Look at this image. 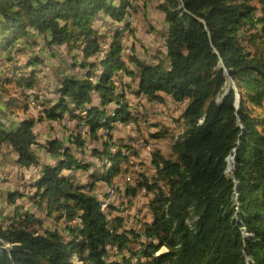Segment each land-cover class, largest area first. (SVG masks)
<instances>
[{
    "label": "trees",
    "instance_id": "obj_1",
    "mask_svg": "<svg viewBox=\"0 0 264 264\" xmlns=\"http://www.w3.org/2000/svg\"><path fill=\"white\" fill-rule=\"evenodd\" d=\"M141 1L0 0L2 114L23 116L0 120V149L34 171L30 193L10 190L12 212L0 209V264H264V0H157L148 58L127 44ZM40 45L71 55L53 89ZM168 101L175 137L155 121ZM44 121L71 123L68 136L41 141ZM119 121L133 136H114ZM151 141L162 146L145 158ZM111 186L126 210H102L95 191Z\"/></svg>",
    "mask_w": 264,
    "mask_h": 264
},
{
    "label": "rangeland",
    "instance_id": "obj_2",
    "mask_svg": "<svg viewBox=\"0 0 264 264\" xmlns=\"http://www.w3.org/2000/svg\"><path fill=\"white\" fill-rule=\"evenodd\" d=\"M141 1V0H140ZM142 0L139 2V4H143L145 7L144 8V15L143 11L138 15L139 21H138V29L137 33L129 35V38L127 39V44L129 45V51L132 52V46L135 47L136 52L141 56L148 58L151 56V54L160 46L161 44V35H162V30L164 29V13L160 11V9L157 7V0ZM142 14V15H141ZM103 20L99 21L96 23L97 26L100 28L104 27V29L108 30L111 28L112 23V18L107 17L106 15H102ZM101 28V29H102ZM147 33L150 34V36H147ZM43 50V53L46 55V72L47 77L43 78V84L44 86H48L49 88H54L57 85L58 78L63 75V73L68 72L69 70L72 69V59L71 55L67 50V47L65 46H57V47H46L40 45L37 47V50ZM48 68V69H47ZM133 104V103H132ZM134 106V105H133ZM169 107L166 110H163L162 108H157V115L155 118V121L160 122L161 124L165 123L169 126H173L172 130L174 131V137L176 136L177 131L179 127H176V124H179L178 121L176 120V116L180 115V110L179 107L177 106H170V102L168 101L165 104V107ZM4 107V109H3ZM5 111V106L4 103H0V120L2 122H9L12 125H14L9 119H7V115L2 114ZM165 111V112H164ZM19 117L16 119V122L20 120L23 116H16ZM13 118V117H12ZM175 118V120H174ZM165 121H169L171 124L166 123ZM17 124V123H16ZM40 126L42 127L41 130L37 133L42 140L48 139L51 135L48 131L50 129L53 131L54 128H51L50 125H44L42 122L39 123ZM164 125V124H163ZM50 126V127H49ZM61 126V125H58ZM57 126V127H58ZM70 125H67V127H64L63 125L61 126L62 128H56V133L60 137L66 136L65 134L67 133L65 129H69ZM175 126V127H174ZM134 128V126H133ZM72 129V126H71ZM116 132L115 136H124V135H132L133 133L128 132V128L123 126H116ZM37 132V128H36ZM135 134L137 133L136 130H134ZM68 136V134H67ZM174 137L168 136L165 138V142L167 145V149L165 152L170 151L169 149L171 148V144L174 141ZM66 138V137H62ZM152 142V141H151ZM154 142V141H153ZM158 145H162L161 141L156 142ZM153 144H152V149H153ZM145 153V158L149 156L150 152L147 150L143 151ZM40 157L44 161H52L54 160V157L50 155L46 150L41 149L38 151ZM147 155V156H146ZM15 157L12 151L9 150L8 147H4L0 149V209H4L5 213L9 214L12 212L13 207L11 204L8 202L7 197H8V192L12 190V188H17L25 191L26 193L29 192V181L30 179L34 176L33 172L31 170L23 169L20 166L17 165L15 162ZM106 163V160H105ZM105 163L100 160L98 157H95V162L93 163L94 169L102 168L103 166L105 167ZM154 169V165L149 166L148 170L152 171ZM86 178V177H83ZM143 204V201H141ZM23 204L27 208L32 209L33 205L31 202H29L26 199H23ZM46 228H52V224L50 220H47L45 223ZM166 250V249H165ZM163 249V251H165Z\"/></svg>",
    "mask_w": 264,
    "mask_h": 264
},
{
    "label": "bare ground",
    "instance_id": "obj_3",
    "mask_svg": "<svg viewBox=\"0 0 264 264\" xmlns=\"http://www.w3.org/2000/svg\"><path fill=\"white\" fill-rule=\"evenodd\" d=\"M131 20H135V24H136V22H137V19L136 18H134V19L131 18ZM126 80H127V77L124 76L123 77V83H125ZM33 105H36V102H33ZM116 125L117 126H123L124 123L121 122V121H119ZM107 138H109V137L107 136ZM111 149L114 151L115 150V146L113 145L111 147ZM90 159H91V162H95V160H94L95 158L93 156H91ZM106 164H107V167L110 168L113 165V162L110 161L109 159H107L106 160ZM152 165H154V164H152ZM153 170H155V166H154V169ZM95 194L97 195V192L96 191H95ZM102 201H103V203H102V210L105 211V212H107L109 210V206L111 204H114V203H115V205L120 206L122 209H125L126 210V205L125 204H122V200H121V198H120V196H119V194L117 192L116 186H111V187H109L107 189L106 200H102ZM163 249L165 250V248H163Z\"/></svg>",
    "mask_w": 264,
    "mask_h": 264
},
{
    "label": "crops",
    "instance_id": "obj_4",
    "mask_svg": "<svg viewBox=\"0 0 264 264\" xmlns=\"http://www.w3.org/2000/svg\"><path fill=\"white\" fill-rule=\"evenodd\" d=\"M102 15H106V14H102ZM101 15V16H102ZM108 18L110 17L109 15H106ZM103 19V18H102ZM111 24V23H110ZM113 24V23H112ZM112 24H111V26H112ZM102 28V27H101ZM102 31H106V29H104V27L102 28ZM137 32H134V34H136ZM146 34H147V36L149 35L150 36V34L149 33H147L146 32ZM132 36H133V34H132ZM54 47V46H53ZM132 47H134V46H132ZM158 48H159V46H158ZM143 58H145V57H143ZM47 66V65H46ZM48 69V68H47ZM45 76L47 77V72H46V67H45ZM46 77H44V78H46ZM57 83H58V81H57ZM45 88H48V86H45ZM51 89H53V88H51ZM3 109H4V107H3ZM19 117H16V116H13V118H11L10 119V121L11 122H13V123H16V119H18ZM44 125H52V126H54V127H56V128H62L61 126H58V124H54L53 122V124L51 123V124H48V122L47 121H44V122H42ZM70 125H71V123H69ZM131 124V123H130ZM128 125V124H127ZM127 125L125 126V124H124V127H127ZM58 126V127H57ZM50 127V126H49ZM133 127V126H132ZM56 128H54L53 129V131H51L50 129H48V131L47 132H49L50 133V137L49 138H51L53 135H57V133H56ZM128 128V127H127ZM42 129V127L40 126V124H38L37 125V133L39 132V130H41ZM67 132V131H66ZM115 132H116V129L114 130V136H115ZM128 132H129V134L131 133V132H133V129H128ZM67 134H68V132L65 134L66 136H62V137H67ZM39 136V135H38ZM59 136V135H58ZM119 136H121V135H119ZM119 136H117V137H119ZM116 137V136H115ZM39 139H40V137H39ZM41 141H45V140H42V139H40ZM47 140V139H46ZM150 150L148 147H146V149L145 150ZM9 150H10V148H9ZM11 151V150H10ZM13 154H14V157L16 158L17 156H16V154L14 153V152H12ZM95 160V159H94ZM54 160H52V161H50V162H53ZM28 170V169H27ZM29 171V170H28ZM31 171H33V170H31ZM78 174H80L79 176H78V178L79 179H81L82 178V174H83V172H82V170H78ZM104 182H102V183H100L101 184V187H104V185H105V183L103 184ZM12 190H14V188H12ZM25 208H27V206L25 207ZM13 210V209H12Z\"/></svg>",
    "mask_w": 264,
    "mask_h": 264
},
{
    "label": "built area",
    "instance_id": "obj_5",
    "mask_svg": "<svg viewBox=\"0 0 264 264\" xmlns=\"http://www.w3.org/2000/svg\"><path fill=\"white\" fill-rule=\"evenodd\" d=\"M134 24H135V20H131ZM126 126V125H125ZM132 124H128L127 125V127H128V129H132ZM152 144H153V147H155L157 144L156 143H153V142H151V143H147L146 145H145V147H148L149 149H152ZM142 145V143H138V146H141ZM160 146H162V145H160ZM143 147H144V145H143ZM155 169H157V168H155ZM96 192H97V196H100V198L102 199V200H106V193H107V191H106V193H102L100 190H96ZM115 204V203H114Z\"/></svg>",
    "mask_w": 264,
    "mask_h": 264
}]
</instances>
